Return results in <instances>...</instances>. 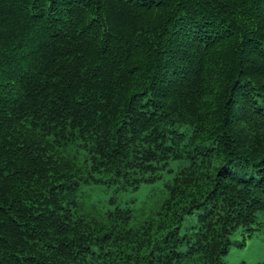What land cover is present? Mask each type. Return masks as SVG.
<instances>
[{
	"label": "trees",
	"instance_id": "trees-1",
	"mask_svg": "<svg viewBox=\"0 0 264 264\" xmlns=\"http://www.w3.org/2000/svg\"><path fill=\"white\" fill-rule=\"evenodd\" d=\"M259 213L264 0H0V264H225Z\"/></svg>",
	"mask_w": 264,
	"mask_h": 264
},
{
	"label": "rangeland",
	"instance_id": "rangeland-1",
	"mask_svg": "<svg viewBox=\"0 0 264 264\" xmlns=\"http://www.w3.org/2000/svg\"><path fill=\"white\" fill-rule=\"evenodd\" d=\"M133 202H130L132 204ZM139 207V204H136ZM256 227L250 236L243 227L237 228L231 234V243L225 255V264H237L244 261L246 264H257L264 261V214L257 216ZM245 239V243L241 244Z\"/></svg>",
	"mask_w": 264,
	"mask_h": 264
}]
</instances>
